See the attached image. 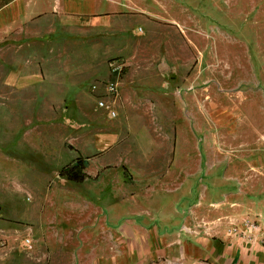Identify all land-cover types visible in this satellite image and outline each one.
Masks as SVG:
<instances>
[{"label": "crops", "instance_id": "crops-1", "mask_svg": "<svg viewBox=\"0 0 264 264\" xmlns=\"http://www.w3.org/2000/svg\"><path fill=\"white\" fill-rule=\"evenodd\" d=\"M122 1L0 0V264H264L227 192L194 185L211 142L185 112L216 113V79ZM77 158L85 179L60 177Z\"/></svg>", "mask_w": 264, "mask_h": 264}, {"label": "rangeland", "instance_id": "rangeland-1", "mask_svg": "<svg viewBox=\"0 0 264 264\" xmlns=\"http://www.w3.org/2000/svg\"><path fill=\"white\" fill-rule=\"evenodd\" d=\"M122 2L131 3L138 14L147 13L149 20L177 29L186 44H193L197 73L216 79L210 86L216 113H205L197 105L194 113L189 108L185 112L189 128L202 125L194 128L197 140L208 134L211 142L206 170L194 178V185L227 192L226 199L236 203L232 214L243 218L226 226L264 242V0ZM105 5L97 2L100 8ZM25 179L30 181L29 174Z\"/></svg>", "mask_w": 264, "mask_h": 264}, {"label": "built area", "instance_id": "built-area-1", "mask_svg": "<svg viewBox=\"0 0 264 264\" xmlns=\"http://www.w3.org/2000/svg\"><path fill=\"white\" fill-rule=\"evenodd\" d=\"M125 67L126 64L124 60L120 58L113 59L108 64L109 79H107L105 82H102L101 87H103L105 90V99L109 100L111 103L117 102L119 98V83L124 75ZM99 107L105 108V104L100 102ZM110 115L114 116V112L111 111Z\"/></svg>", "mask_w": 264, "mask_h": 264}, {"label": "trees", "instance_id": "trees-1", "mask_svg": "<svg viewBox=\"0 0 264 264\" xmlns=\"http://www.w3.org/2000/svg\"><path fill=\"white\" fill-rule=\"evenodd\" d=\"M84 164L85 160L77 158L71 165L64 167L59 172V176L64 177L71 182L80 183L85 179L83 173Z\"/></svg>", "mask_w": 264, "mask_h": 264}]
</instances>
